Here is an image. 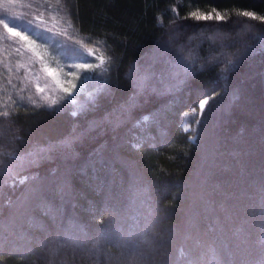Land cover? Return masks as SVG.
I'll use <instances>...</instances> for the list:
<instances>
[{"label":"trees","instance_id":"obj_1","mask_svg":"<svg viewBox=\"0 0 264 264\" xmlns=\"http://www.w3.org/2000/svg\"><path fill=\"white\" fill-rule=\"evenodd\" d=\"M213 7L228 13L226 23H197L177 15L210 12ZM239 10L264 15V0H73L59 13L73 19L74 26L68 32L74 39L100 42L114 57L116 67L111 73L110 90L99 94L96 106L83 115L73 117L70 108L25 115L21 107L19 113H12L11 132L22 137L16 144L23 153L33 145L57 144L74 130H87L92 121L100 122V126L86 131L71 153L54 152L38 166L18 170L16 179L35 176V181L13 186L12 178L0 177V250L10 253L0 264H47L48 255L40 259V241L48 233L55 234L57 224L71 228V221H76L86 227L89 239L106 227L120 229L125 235L135 231L149 212L142 198L134 195L137 180L156 202L157 219L165 211L170 213L158 228L177 229L172 235L165 231L171 264H187L181 249L189 257L195 252L211 261L213 249L222 253L225 248L233 252L229 259L235 264H258L264 256V214L258 209L255 213L245 211L242 218L229 220L222 211L224 207L258 203L260 183L264 181V47L260 46L264 24L236 17ZM176 28L181 29V42L195 34L203 57L219 48L208 38L219 39L226 31L231 32L234 42L231 52H243L245 45L255 52L243 59L227 79L223 64L205 65L202 70L198 65L195 75L180 90L170 93L164 92L163 84L154 78L151 83L157 90L138 96L127 118L114 127L121 118V106L130 103L135 91L127 75L129 70L139 65L143 71L151 65L153 73L164 74L165 61L175 54L174 49L165 51V45ZM5 56L12 61L20 59L14 53ZM154 56L159 60L153 62ZM8 92L15 97L10 86ZM217 92L220 95L209 102V107H215L210 114L206 107L198 126V140L193 143L191 133L183 129L184 113ZM0 101L8 102L6 95L0 94ZM146 115L153 122L135 127ZM137 139L143 145L139 150L135 147ZM2 144H7V136ZM62 184L66 185L63 192ZM36 186L40 194L22 206L25 194ZM173 193H178L176 207L166 209ZM42 201L56 210L55 220L45 214L47 208ZM101 218L104 224L99 223ZM190 222L198 226V231L189 229ZM188 231L192 232L191 239H185ZM23 239H29L30 246L25 247ZM197 240L201 241L199 245ZM65 251L61 250L56 264L65 258L67 264H115L105 253L92 257L77 249L67 251L65 257ZM168 257L158 256L147 264H169ZM220 258L224 259L222 255Z\"/></svg>","mask_w":264,"mask_h":264},{"label":"snow or ice","instance_id":"obj_2","mask_svg":"<svg viewBox=\"0 0 264 264\" xmlns=\"http://www.w3.org/2000/svg\"><path fill=\"white\" fill-rule=\"evenodd\" d=\"M72 3L73 0H0V94L6 95L8 101H0L2 104L0 118H4L3 121H0V177L12 178L13 186L17 183L27 184L36 179L35 176H22L16 179L19 176L18 170L38 166L41 160L49 159L54 152L71 153L73 145L86 134V131L100 126V122L92 121L85 131L77 133L74 130L73 134L57 144L33 145L32 149L26 153L19 151L16 144V141L21 140L22 137L11 132L14 123L11 115L14 112L19 113L21 107L24 108L25 115H36L40 110L59 113L68 111L70 108L71 115L77 117L91 111L96 106L98 95L110 90L111 73L116 67V61L100 42L74 39L68 32V28L74 26V21L67 16H60L59 13L68 9ZM16 7L26 8L28 11L18 13ZM50 10H55L56 14H52ZM45 12L49 13L47 18ZM177 15L179 19H191L197 23L207 21L226 23L229 19L228 13H221L215 7L210 12L196 10L183 17ZM235 15L238 18H247L264 24V15H258L255 11L239 10ZM158 23L162 22L158 19ZM172 23L175 24L176 21L173 20ZM65 24L67 28L64 27ZM25 25L32 27L28 28ZM180 31L181 29L176 28L168 36L165 51L174 49L175 54L165 61L164 74L153 73L151 65L143 71L139 65H133L129 70L127 75L132 80L135 91L129 98L130 103L121 106V118L117 119L114 127H119L123 119L127 118L131 109L136 106L138 96L148 90L153 92L157 90L156 86L151 83L154 78L163 84L164 92L170 93L180 90L187 80L195 75L198 65L202 70L205 65L223 64L225 79H227L231 71L243 59L255 52V50L250 51L246 45L243 52H240L239 49L237 52H231L230 49L234 46V42L231 32L226 31L219 39L208 38L213 45L218 44L219 48L216 53L203 57L200 55V45L195 43V34L190 36L187 42H181L179 40ZM44 32L64 38L65 44L57 45V48H65L61 56L54 54L53 44L55 42L42 35ZM237 35L240 34L237 33ZM69 44L71 45L70 50ZM260 46L264 47V36L260 37ZM5 53L8 56L14 53L20 59L12 61L5 56ZM152 59L153 62H156L159 57L154 56ZM94 78V90L87 91L84 85ZM9 86L15 93V97L8 92ZM79 95L85 96L86 99L79 100ZM219 95V92L215 95H207L199 100L197 107L184 113L186 121L189 117L195 118L184 123L185 132H188L193 124L201 125L200 117L204 116L206 107L208 113H211L215 104L209 107V102L215 101ZM151 122L153 121H150L149 116L146 115L134 126L139 128L143 124L147 127ZM192 131L194 134L189 139L196 143L198 134H196V129H192ZM9 133L11 134L9 135ZM6 136L7 144L4 145L2 141ZM135 147L139 150L143 145L138 140ZM92 165H95V161L92 162ZM65 186V184L60 186L61 192ZM134 188L135 197L142 198V202L149 208L148 215L144 217L143 223L136 226L135 231L125 235L120 229L113 230L106 227L95 238L89 239L86 227L77 225L76 221H71L74 225L71 228H64L57 224L56 233H48L46 238L40 241V247L46 249L48 255L47 264H56V257L59 256L61 250H66V257L67 251L74 252L77 249L89 254L105 253L109 261H115V264H147L149 260L155 261L158 256L168 257L165 231L172 235L176 233L177 229L173 226L161 231L158 225L163 223L170 213L165 211L163 216L157 219L156 202L148 196L138 180L134 184ZM40 191L39 186L30 188L29 192L25 194L22 206L29 199L38 196ZM259 191L261 195L258 203L233 209L224 207L222 211L225 212L229 220L242 218L245 211L255 213L258 209L260 214H264V181H261ZM177 195L178 193L172 194L165 205L166 209L176 207ZM41 203L47 208L45 214L51 215L55 220L57 213L52 205L47 201ZM105 211L110 210L105 209ZM99 223L104 224V219L101 218ZM188 227L198 231V226L192 222ZM217 227H219V221H217ZM209 230L214 229L210 228ZM191 238L192 232L188 231L185 234V239ZM196 243L199 245L201 241L197 240ZM113 249H116V252H113ZM212 251L213 259L211 261H207L195 252L189 257V254L185 253L183 249H181V255L187 259V264H235L233 260L229 259L233 256V252L227 248L222 253H217L214 249ZM29 252L34 254L35 250L29 249ZM6 255H10V253L0 250V261ZM221 255L224 259L220 258ZM168 260L171 264V257H168ZM60 264H67V259L61 260ZM258 264H264V256Z\"/></svg>","mask_w":264,"mask_h":264},{"label":"rangeland","instance_id":"obj_3","mask_svg":"<svg viewBox=\"0 0 264 264\" xmlns=\"http://www.w3.org/2000/svg\"><path fill=\"white\" fill-rule=\"evenodd\" d=\"M21 8L22 7H16V10H21ZM23 11L24 12H26V11H28V9H23ZM222 13V12H221ZM45 16H46V18L49 16V14H47V13H45ZM26 27H28V28H31L32 26L31 25H29V26H26ZM42 35H44V36H47V37H49L51 40H53L55 43L53 44V49H54V54L56 55V56H61V53L62 52H64L65 51V48L64 47H60V48H57V45H64L65 44V40H64V38H62V37H55V36H53V34L52 33H47V32H44V33H42ZM69 50H70V48H71V45L69 44ZM89 59H92V57H89ZM61 61L63 62V58L61 57ZM53 66H55V64L53 63ZM94 80H95V78L93 79V80H90V81H88L87 82V84L86 85H84V87H85V89L87 90V91H93L94 90V88H95V83H94ZM86 97L85 96H83V95H79L78 96V99L79 100H83V99H85ZM206 110V109H205ZM203 117V116H202ZM202 117H200V119H202ZM193 119H195V118H193V117H189V118H187V121H186V119H185V117H184V123L185 122H190L191 120H193ZM192 129H196V134H197V131H198V126H196V125H192V128L188 131L189 133H191V135H193L194 133H193V131H192ZM137 141H138V139L135 141V144H137ZM140 144H141V142H139ZM101 189V188H100ZM21 220V219H20ZM18 222V221H17ZM32 222V221H31ZM22 224H23V221L21 222ZM46 234V233H45ZM47 235V234H46ZM30 237H31V239H32V236L30 235ZM29 238V237H28ZM34 242V240L32 241V243ZM23 245L25 246V247H28V246H30V243H29V239H28V241H26V240H24L23 239ZM24 247V248H25ZM41 252H42V254H41V256H40V259H42V258H45V256H47V252H46V249H44V248H42V250H41ZM92 257H98L99 256V254L98 255H95V254H90ZM89 255V257L91 258V256ZM73 256H76V255H73ZM86 256V254H84V257ZM78 259H80V256L78 257V256H76ZM75 257V258H76ZM59 258H60V256H57L56 257V261H58L59 260ZM43 260H45V259H43ZM48 261V260H47ZM61 261V260H60ZM60 261H59V264H60ZM88 263H90V261H85V264H88Z\"/></svg>","mask_w":264,"mask_h":264}]
</instances>
